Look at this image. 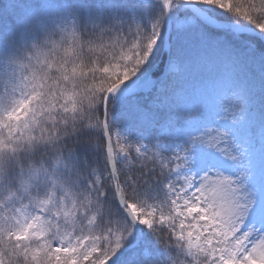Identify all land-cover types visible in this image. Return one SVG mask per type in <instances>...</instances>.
<instances>
[{"label":"snow or ice","instance_id":"6c2138e0","mask_svg":"<svg viewBox=\"0 0 264 264\" xmlns=\"http://www.w3.org/2000/svg\"><path fill=\"white\" fill-rule=\"evenodd\" d=\"M7 7L0 264H264V152L249 136L264 0ZM208 51L231 81L212 114L169 90Z\"/></svg>","mask_w":264,"mask_h":264},{"label":"trees","instance_id":"16d2710c","mask_svg":"<svg viewBox=\"0 0 264 264\" xmlns=\"http://www.w3.org/2000/svg\"><path fill=\"white\" fill-rule=\"evenodd\" d=\"M10 9L7 7L6 0L0 2V18H2L4 24L8 22ZM182 51L187 55L191 54V49L186 48ZM161 58L159 64L162 68V64L165 60L164 55H158L153 61L152 67ZM151 67V68H152ZM156 76H159L160 71L153 72ZM187 75L184 82L183 90L171 96V99L185 107H197L203 110L205 114H212L216 111L218 100L221 96L227 94L231 87V81L224 78L222 65L218 59V54L212 51L207 53H201V59L193 65H189L183 71ZM256 75L249 76V80L253 85V91L255 98L250 105L252 110L253 121L250 124V128L255 129L254 135L250 136L255 144L253 148L259 156L261 152H264V142L259 141L258 129L264 127V72L259 67L255 69Z\"/></svg>","mask_w":264,"mask_h":264},{"label":"rangeland","instance_id":"374dc122","mask_svg":"<svg viewBox=\"0 0 264 264\" xmlns=\"http://www.w3.org/2000/svg\"><path fill=\"white\" fill-rule=\"evenodd\" d=\"M7 4H8V0H6ZM5 25H7V23H5ZM166 41V39H165ZM161 58L159 60H157L158 62H156V64L151 68L152 72L155 71H160V74L162 77H164V80L167 81L168 80V76L167 74L165 75V67H164V62L162 64V68H160L159 64ZM165 61V60H164ZM187 75L185 73H181L180 75L174 77L170 84H169V90L171 92H175L176 94H179L184 87V82L186 80ZM186 83V82H185ZM253 133L249 132V136H252ZM253 137V136H252ZM259 141H263L264 142V127H261L258 129V136H257ZM255 144V142L253 143Z\"/></svg>","mask_w":264,"mask_h":264},{"label":"water","instance_id":"95a60500","mask_svg":"<svg viewBox=\"0 0 264 264\" xmlns=\"http://www.w3.org/2000/svg\"><path fill=\"white\" fill-rule=\"evenodd\" d=\"M166 39H167V37H166Z\"/></svg>","mask_w":264,"mask_h":264}]
</instances>
